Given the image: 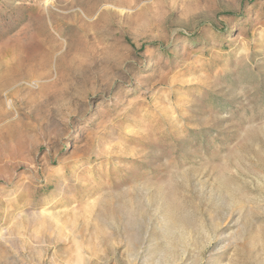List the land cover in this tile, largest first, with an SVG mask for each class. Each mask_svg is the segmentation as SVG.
<instances>
[{
	"label": "rangeland",
	"instance_id": "rangeland-1",
	"mask_svg": "<svg viewBox=\"0 0 264 264\" xmlns=\"http://www.w3.org/2000/svg\"><path fill=\"white\" fill-rule=\"evenodd\" d=\"M93 1L0 0V264H264V0Z\"/></svg>",
	"mask_w": 264,
	"mask_h": 264
},
{
	"label": "bare ground",
	"instance_id": "bare-ground-1",
	"mask_svg": "<svg viewBox=\"0 0 264 264\" xmlns=\"http://www.w3.org/2000/svg\"><path fill=\"white\" fill-rule=\"evenodd\" d=\"M113 0H94L92 3H91V5L90 6H88L86 9H81V11L83 12V14L85 15V16H89V15H91L94 11H95V9H96V7H97V5L98 4H100L101 2H106V3H111ZM116 2V1H115ZM121 4L124 2V1H119ZM102 4V3H101ZM117 4V3H116ZM75 5V4H74ZM119 5V4H118ZM79 6V5H78ZM115 6V5H114ZM120 6V5H119ZM76 8V7H75ZM97 10V9H96ZM111 12V11H110ZM99 13V12H98ZM113 13V12H112ZM67 14H68V12H67ZM79 14V13H78ZM80 15V14H79ZM97 15V14H96ZM99 16V15H98ZM97 16V17H98ZM73 17H74V15H73ZM72 17V19H74ZM79 17V16H78ZM109 17H110V14L108 13V12H103V13H101V15L99 16V18H98V20H97V22L98 23H105L106 24V22H108V20H109ZM111 17H112V15H111ZM82 19H84V18H82ZM93 19H95V18H93ZM85 24V23H84ZM89 24V23H88ZM94 24H96V23H94ZM100 25V24H99ZM80 26V25H79ZM78 26V27H79ZM39 45V44H38ZM34 48V47H33ZM40 48V47H39ZM39 48H38V50H39ZM34 50H35V48H34ZM16 51V50H15ZM30 51V50H29ZM10 52V51H9ZM28 52V51H27ZM15 53V52H14ZM40 53H43V52H40ZM31 54V53H30ZM38 55V54H37ZM45 55V54H44ZM43 55V56H44ZM26 56V55H25ZM28 56V55H27ZM31 56V55H30ZM29 56V57H30ZM14 57H15V55H14ZM32 57V56H31ZM30 57V59H32ZM21 58V57H20ZM37 59V57H35L34 56V59ZM40 58H42V56L40 57ZM29 59V58H28ZM47 59H48V54H46L45 56H44V58L43 59H41L42 61L41 62H39L38 60H36V61H38V64L35 66V67H33L32 69H31V71H25L23 68V71H21L22 69H20V70H17V68H16V70H14L15 69V67H13L14 69H12V70H8V69H6L7 68V66H5L6 68V70H1V68H0V91L3 89V90H5L4 88H7V87H10L11 85H13L14 83H17V81L18 80H21L22 78H25V77H29V76H34V75H40L41 73H40V71H41V69L42 70H44L45 68H46V61H47ZM13 60H14V58H13ZM20 60V59H19ZM25 60H27V58L25 59ZM15 61V60H14ZM18 61V60H17ZM24 61V60H23ZM19 63V62H18ZM21 63V62H20ZM17 64V63H16ZM1 65H3V64H1ZM18 66H21V65H18ZM1 67V66H0ZM9 67H12V66H9ZM8 67V68H9ZM60 73V72H59ZM57 79V81H60V80H62V77L61 76H57L56 77ZM9 89V88H8ZM5 92V91H4ZM1 116H2V114L0 113V118H1ZM10 117V116H9ZM6 120V119H5ZM3 126V125H2ZM7 126H8V124H7ZM11 127V126H10ZM25 127V126H24ZM25 129V128H24ZM12 130H14V129H12ZM19 131V130H18ZM11 132V131H10ZM32 132V131H31ZM15 133V132H14ZM16 134V133H15ZM1 156V155H0Z\"/></svg>",
	"mask_w": 264,
	"mask_h": 264
}]
</instances>
